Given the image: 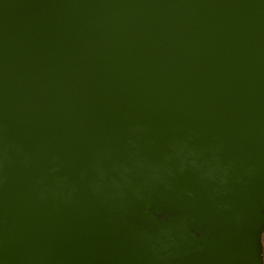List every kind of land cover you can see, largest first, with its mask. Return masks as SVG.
Returning a JSON list of instances; mask_svg holds the SVG:
<instances>
[{
    "label": "water",
    "instance_id": "95a60500",
    "mask_svg": "<svg viewBox=\"0 0 264 264\" xmlns=\"http://www.w3.org/2000/svg\"><path fill=\"white\" fill-rule=\"evenodd\" d=\"M264 0H0V264H264Z\"/></svg>",
    "mask_w": 264,
    "mask_h": 264
},
{
    "label": "flooded vegetation",
    "instance_id": "af4514ba",
    "mask_svg": "<svg viewBox=\"0 0 264 264\" xmlns=\"http://www.w3.org/2000/svg\"><path fill=\"white\" fill-rule=\"evenodd\" d=\"M263 241H264V239H263Z\"/></svg>",
    "mask_w": 264,
    "mask_h": 264
}]
</instances>
